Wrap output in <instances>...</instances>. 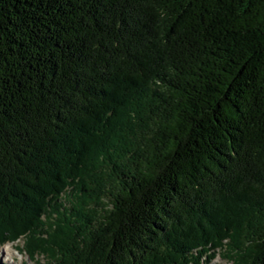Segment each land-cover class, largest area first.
Returning a JSON list of instances; mask_svg holds the SVG:
<instances>
[{
	"label": "trees",
	"instance_id": "obj_1",
	"mask_svg": "<svg viewBox=\"0 0 264 264\" xmlns=\"http://www.w3.org/2000/svg\"><path fill=\"white\" fill-rule=\"evenodd\" d=\"M32 264H264V0H0V247Z\"/></svg>",
	"mask_w": 264,
	"mask_h": 264
},
{
	"label": "rangeland",
	"instance_id": "obj_2",
	"mask_svg": "<svg viewBox=\"0 0 264 264\" xmlns=\"http://www.w3.org/2000/svg\"><path fill=\"white\" fill-rule=\"evenodd\" d=\"M22 242L8 243L0 247V264H32L21 249ZM207 264H233L222 253H218Z\"/></svg>",
	"mask_w": 264,
	"mask_h": 264
}]
</instances>
